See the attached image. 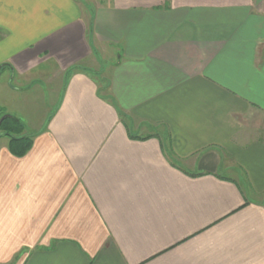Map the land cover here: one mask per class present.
Masks as SVG:
<instances>
[{"label":"crops","instance_id":"obj_1","mask_svg":"<svg viewBox=\"0 0 264 264\" xmlns=\"http://www.w3.org/2000/svg\"><path fill=\"white\" fill-rule=\"evenodd\" d=\"M4 113L0 264H264V0H0Z\"/></svg>","mask_w":264,"mask_h":264},{"label":"trees","instance_id":"obj_2","mask_svg":"<svg viewBox=\"0 0 264 264\" xmlns=\"http://www.w3.org/2000/svg\"><path fill=\"white\" fill-rule=\"evenodd\" d=\"M0 135L9 139V151L18 158L27 155L36 136L27 134L25 125L19 119L5 113L0 116Z\"/></svg>","mask_w":264,"mask_h":264},{"label":"rangeland","instance_id":"obj_3","mask_svg":"<svg viewBox=\"0 0 264 264\" xmlns=\"http://www.w3.org/2000/svg\"><path fill=\"white\" fill-rule=\"evenodd\" d=\"M0 137H1V136H0ZM2 137H3V136H2ZM6 141H8L6 137H5V138H2V140L0 139V145H1L3 142H6Z\"/></svg>","mask_w":264,"mask_h":264}]
</instances>
